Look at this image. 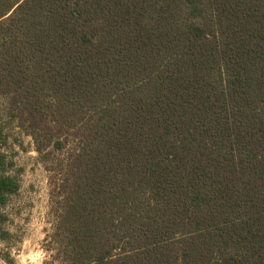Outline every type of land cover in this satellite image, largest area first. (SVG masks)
Masks as SVG:
<instances>
[{"label":"trees","instance_id":"16d2710c","mask_svg":"<svg viewBox=\"0 0 264 264\" xmlns=\"http://www.w3.org/2000/svg\"><path fill=\"white\" fill-rule=\"evenodd\" d=\"M0 97L50 264H264V0H0Z\"/></svg>","mask_w":264,"mask_h":264},{"label":"rangeland","instance_id":"374dc122","mask_svg":"<svg viewBox=\"0 0 264 264\" xmlns=\"http://www.w3.org/2000/svg\"><path fill=\"white\" fill-rule=\"evenodd\" d=\"M0 124L5 172L19 182L18 191L0 204V264H50L57 176L39 157L32 137L6 112L1 97Z\"/></svg>","mask_w":264,"mask_h":264}]
</instances>
